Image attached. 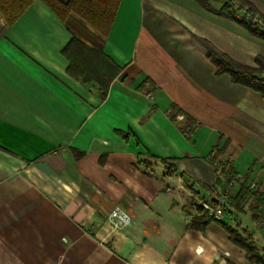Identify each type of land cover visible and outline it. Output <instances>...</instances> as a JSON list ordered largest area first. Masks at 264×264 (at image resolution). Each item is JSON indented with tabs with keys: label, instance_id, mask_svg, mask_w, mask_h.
Instances as JSON below:
<instances>
[{
	"label": "crops",
	"instance_id": "crops-1",
	"mask_svg": "<svg viewBox=\"0 0 264 264\" xmlns=\"http://www.w3.org/2000/svg\"><path fill=\"white\" fill-rule=\"evenodd\" d=\"M210 3L121 0L108 37L41 0L13 25L0 13V264H252L219 221L191 226L215 148L264 188V97L216 75L202 42L256 66L264 40Z\"/></svg>",
	"mask_w": 264,
	"mask_h": 264
},
{
	"label": "trees",
	"instance_id": "trees-1",
	"mask_svg": "<svg viewBox=\"0 0 264 264\" xmlns=\"http://www.w3.org/2000/svg\"><path fill=\"white\" fill-rule=\"evenodd\" d=\"M36 0H0V13L8 25H13L23 15V13ZM43 1L62 21H66L72 14H77L82 20L93 27L102 36L108 37L121 0H41ZM201 6L213 10L211 0H196ZM245 2H248L244 0ZM251 4V3H250ZM252 5V4H251ZM254 8V7H253ZM255 9V8H254ZM219 13L227 18L235 19L230 10V3L225 0L224 6ZM251 34L264 40V30L252 28L243 24ZM207 48V55L216 68V75H229L233 83L246 86L264 97V58H256V66L241 64L225 53L221 52L208 41L202 40ZM80 44L73 39L71 45ZM84 46V45H82ZM69 46L64 50L68 55ZM72 71L78 75V65L71 58ZM83 80L89 81L90 74L81 72L79 75ZM176 108L172 109V111ZM177 111V110H176ZM179 112V111H177ZM218 156H224L223 148H215L210 154V162L213 163ZM237 172L232 163L227 173V183L223 185L224 191L231 189L230 182L234 179ZM217 185L221 184L217 180ZM251 181L246 177L243 183H239V189L235 194L229 195L227 201L223 204L225 216L234 219L233 224L223 220L219 221L230 235V239L242 247L250 263L264 264V246L256 231L248 227L237 219L239 214H250L251 220L257 224L259 233L264 238V188L256 184L254 189H250ZM184 185L191 193L192 202L203 201L204 196L197 191L192 184L184 180ZM214 189V188H213ZM208 204H214L215 198H209L205 201ZM197 211L202 213V207L197 206ZM214 219L201 214L195 216L191 221V226L197 229L204 228Z\"/></svg>",
	"mask_w": 264,
	"mask_h": 264
},
{
	"label": "built area",
	"instance_id": "built-area-1",
	"mask_svg": "<svg viewBox=\"0 0 264 264\" xmlns=\"http://www.w3.org/2000/svg\"><path fill=\"white\" fill-rule=\"evenodd\" d=\"M227 1L230 3V10L236 21L246 24L252 28L264 30V18L261 17L260 14L253 12L246 6L241 5L239 0ZM207 160H210L209 156L207 157ZM212 164L215 168L217 178L220 180L221 184H216L214 187L215 203H202V213H200V215L205 214L215 221H221L225 216L223 204L227 201L229 196V191H224L223 185L227 183V173L231 162L225 156H218ZM244 180L245 178L243 176L236 174L234 179L230 182V186L233 187L239 183H243ZM255 186L256 183L252 182L250 189H254ZM108 218L112 230L123 229L132 223L131 215L121 205L114 206L110 211Z\"/></svg>",
	"mask_w": 264,
	"mask_h": 264
},
{
	"label": "rangeland",
	"instance_id": "rangeland-1",
	"mask_svg": "<svg viewBox=\"0 0 264 264\" xmlns=\"http://www.w3.org/2000/svg\"><path fill=\"white\" fill-rule=\"evenodd\" d=\"M246 1H248V0H246ZM239 2H240L241 5L246 6L247 8H249L250 10H252L253 12H256V13L260 14L261 17L264 18V14L261 13V12H259V11L257 10V8H255V6H254L250 1L245 2L244 0H239ZM250 3H251L252 5H251ZM253 7H254L255 9H254ZM238 189H239V185H235V186L231 187V189L229 190L228 194H229V195H233V194H235V192H237ZM192 204H193V202H192ZM193 211H194V213H195L196 215H200V213H199V211H197V209H193ZM238 216H239V219H240L241 221H243V223H244V221H247V220H248L249 223L252 224V223H251V217H250L249 214H239ZM255 227H256V226H255Z\"/></svg>",
	"mask_w": 264,
	"mask_h": 264
}]
</instances>
